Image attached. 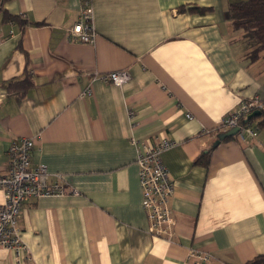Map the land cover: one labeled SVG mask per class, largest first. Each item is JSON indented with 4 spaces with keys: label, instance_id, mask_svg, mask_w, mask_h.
<instances>
[{
    "label": "crops",
    "instance_id": "1",
    "mask_svg": "<svg viewBox=\"0 0 264 264\" xmlns=\"http://www.w3.org/2000/svg\"><path fill=\"white\" fill-rule=\"evenodd\" d=\"M81 1L0 0V169L29 137L32 163L67 187L21 207L35 263L182 264L191 250L213 264L264 258V126L214 145L241 101L264 102V61L248 59L233 0H90L93 44L66 36ZM123 69L121 87L97 77ZM26 77L22 93L15 81ZM161 139L176 142L161 154L170 240L149 231L137 164ZM0 264L18 263L0 248Z\"/></svg>",
    "mask_w": 264,
    "mask_h": 264
},
{
    "label": "built area",
    "instance_id": "2",
    "mask_svg": "<svg viewBox=\"0 0 264 264\" xmlns=\"http://www.w3.org/2000/svg\"><path fill=\"white\" fill-rule=\"evenodd\" d=\"M66 36L71 40L93 44L96 32L93 25V15L90 0H82L78 19L66 30ZM105 82L117 87L123 86L130 75L127 70H116L97 76ZM86 94L90 93L86 89ZM262 103L253 98L241 101L239 107L224 116L222 127L231 129L239 127L235 134L241 140L245 134L256 135V130L248 124H242L241 119L253 111L260 110ZM130 141L136 144L135 138ZM176 145L169 139L156 140L143 145L138 153L139 182L142 189V205L149 220V231L152 235L170 240L173 222L168 199L172 192V180L162 162L161 154ZM33 139L20 137L14 140L7 149L6 169H0V188L3 201L0 203V248L14 255L18 264H36L28 246L20 236L19 217L21 207L30 197L62 195L67 192L60 174H50L44 164H34L30 160ZM53 177V181L50 178ZM182 264H213L212 255L208 252L191 250Z\"/></svg>",
    "mask_w": 264,
    "mask_h": 264
},
{
    "label": "trees",
    "instance_id": "3",
    "mask_svg": "<svg viewBox=\"0 0 264 264\" xmlns=\"http://www.w3.org/2000/svg\"><path fill=\"white\" fill-rule=\"evenodd\" d=\"M190 9L198 12L209 10V8L198 7ZM227 14L233 28L241 31V39L247 43L248 59L250 61L263 59L264 61V0H233L228 4ZM4 16L10 19L15 18L6 12H4ZM15 82L18 83V88L21 89L22 93H24L31 85V81L27 77ZM13 84V82L9 83V87ZM261 103L262 108L259 110L260 115L258 116V122L256 124L253 123V121L256 120V117L247 120L242 118V124H249L253 128H261L264 126V102L261 101ZM230 138L232 137L225 139ZM214 145L217 144L214 143ZM246 264H264V258L255 259Z\"/></svg>",
    "mask_w": 264,
    "mask_h": 264
},
{
    "label": "water",
    "instance_id": "4",
    "mask_svg": "<svg viewBox=\"0 0 264 264\" xmlns=\"http://www.w3.org/2000/svg\"><path fill=\"white\" fill-rule=\"evenodd\" d=\"M256 115H260L259 111H253L251 114L247 116V118H252ZM239 131V127H234L229 130L223 131L217 135V140L215 144H218L221 140L234 136Z\"/></svg>",
    "mask_w": 264,
    "mask_h": 264
},
{
    "label": "rangeland",
    "instance_id": "5",
    "mask_svg": "<svg viewBox=\"0 0 264 264\" xmlns=\"http://www.w3.org/2000/svg\"><path fill=\"white\" fill-rule=\"evenodd\" d=\"M241 32V31H240ZM244 46L246 47L247 46V43H246V41L244 42ZM261 60H263V59H261ZM256 111H259V110H256ZM258 118V117H257ZM245 119L247 120L248 118H247V116L245 117ZM249 125V124H248ZM227 130H229V129H227ZM226 131V130H225Z\"/></svg>",
    "mask_w": 264,
    "mask_h": 264
}]
</instances>
